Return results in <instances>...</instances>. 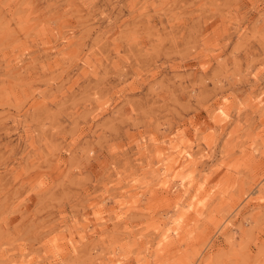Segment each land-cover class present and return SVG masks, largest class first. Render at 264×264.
Wrapping results in <instances>:
<instances>
[{"label": "rangeland", "instance_id": "374dc122", "mask_svg": "<svg viewBox=\"0 0 264 264\" xmlns=\"http://www.w3.org/2000/svg\"><path fill=\"white\" fill-rule=\"evenodd\" d=\"M0 264H264V0H0Z\"/></svg>", "mask_w": 264, "mask_h": 264}]
</instances>
